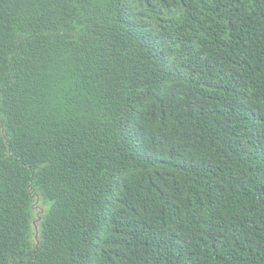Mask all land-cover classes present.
<instances>
[{"label": "trees", "instance_id": "1", "mask_svg": "<svg viewBox=\"0 0 264 264\" xmlns=\"http://www.w3.org/2000/svg\"><path fill=\"white\" fill-rule=\"evenodd\" d=\"M0 264H264V0H0Z\"/></svg>", "mask_w": 264, "mask_h": 264}, {"label": "rangeland", "instance_id": "2", "mask_svg": "<svg viewBox=\"0 0 264 264\" xmlns=\"http://www.w3.org/2000/svg\"><path fill=\"white\" fill-rule=\"evenodd\" d=\"M39 199V201L37 200V210H38V213H37V227H38V229H39V227H40V224H41V221H42V216H43V214L44 213H42V212H45L46 211V206L43 204V201H42V199L41 198H38ZM36 227V226H35ZM35 230H36V228H35Z\"/></svg>", "mask_w": 264, "mask_h": 264}, {"label": "water", "instance_id": "3", "mask_svg": "<svg viewBox=\"0 0 264 264\" xmlns=\"http://www.w3.org/2000/svg\"><path fill=\"white\" fill-rule=\"evenodd\" d=\"M39 200V199H38ZM42 213H44V212H42ZM36 226V227H35ZM34 227L36 228V233H37V237H38V235H39V231H38V227H37V222H34Z\"/></svg>", "mask_w": 264, "mask_h": 264}]
</instances>
